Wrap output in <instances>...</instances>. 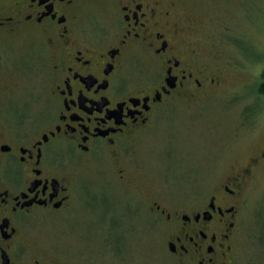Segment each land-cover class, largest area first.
<instances>
[{
    "label": "flooded vegetation",
    "instance_id": "obj_1",
    "mask_svg": "<svg viewBox=\"0 0 264 264\" xmlns=\"http://www.w3.org/2000/svg\"><path fill=\"white\" fill-rule=\"evenodd\" d=\"M197 23L181 0H0V264L92 263L61 241L31 246L30 233L90 211L80 166H117L132 186L130 158L157 110L221 84ZM20 40L30 48L18 54ZM26 82L48 88L31 106L11 101ZM263 160L207 191L156 198L167 264L243 263L245 189Z\"/></svg>",
    "mask_w": 264,
    "mask_h": 264
},
{
    "label": "rangeland",
    "instance_id": "obj_2",
    "mask_svg": "<svg viewBox=\"0 0 264 264\" xmlns=\"http://www.w3.org/2000/svg\"><path fill=\"white\" fill-rule=\"evenodd\" d=\"M181 1L198 20V42L207 48L204 56L211 62L205 61L221 84L199 103L170 102L157 110L130 158L132 186L118 182L117 166H80L77 177L90 211H78L69 225L41 224L30 233L31 246L61 241L70 255L89 256L91 264H167L164 236L150 215L156 198L173 199L196 187L207 191L264 151V95L258 91L264 0ZM12 48L21 54L30 45L20 40ZM46 90L26 82L11 101L31 106ZM242 226V264H264V160L251 168Z\"/></svg>",
    "mask_w": 264,
    "mask_h": 264
},
{
    "label": "trees",
    "instance_id": "obj_3",
    "mask_svg": "<svg viewBox=\"0 0 264 264\" xmlns=\"http://www.w3.org/2000/svg\"><path fill=\"white\" fill-rule=\"evenodd\" d=\"M258 91L260 94L264 95V70H263L262 75H261V81H260V84L258 87Z\"/></svg>",
    "mask_w": 264,
    "mask_h": 264
}]
</instances>
